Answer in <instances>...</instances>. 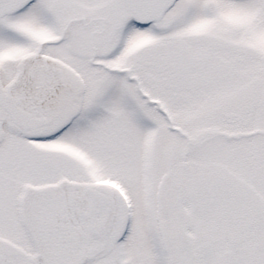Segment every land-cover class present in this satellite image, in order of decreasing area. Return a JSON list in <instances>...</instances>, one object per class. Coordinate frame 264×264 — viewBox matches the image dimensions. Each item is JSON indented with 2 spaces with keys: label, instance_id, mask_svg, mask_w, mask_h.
Instances as JSON below:
<instances>
[{
  "label": "snow or ice",
  "instance_id": "snow-or-ice-1",
  "mask_svg": "<svg viewBox=\"0 0 264 264\" xmlns=\"http://www.w3.org/2000/svg\"><path fill=\"white\" fill-rule=\"evenodd\" d=\"M0 264H264V0H0Z\"/></svg>",
  "mask_w": 264,
  "mask_h": 264
}]
</instances>
